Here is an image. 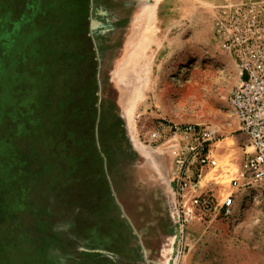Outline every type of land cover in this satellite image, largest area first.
<instances>
[{
    "label": "rangeland",
    "instance_id": "obj_1",
    "mask_svg": "<svg viewBox=\"0 0 264 264\" xmlns=\"http://www.w3.org/2000/svg\"><path fill=\"white\" fill-rule=\"evenodd\" d=\"M131 1L0 0V264H264V182L197 216L162 129L224 137L235 65Z\"/></svg>",
    "mask_w": 264,
    "mask_h": 264
},
{
    "label": "built area",
    "instance_id": "obj_2",
    "mask_svg": "<svg viewBox=\"0 0 264 264\" xmlns=\"http://www.w3.org/2000/svg\"><path fill=\"white\" fill-rule=\"evenodd\" d=\"M219 11V49L233 60L237 79L227 102L246 136L239 171L231 185L249 188L264 182V0H249ZM166 127L171 132L169 142L176 143L172 153L186 170L184 175L188 172L176 185L181 193L196 186L201 170L216 166L209 149L213 133L202 125L162 124V129ZM232 202L231 195L222 201L224 215L230 214ZM191 205L199 217H207L216 209L210 192L194 196Z\"/></svg>",
    "mask_w": 264,
    "mask_h": 264
},
{
    "label": "crops",
    "instance_id": "obj_3",
    "mask_svg": "<svg viewBox=\"0 0 264 264\" xmlns=\"http://www.w3.org/2000/svg\"><path fill=\"white\" fill-rule=\"evenodd\" d=\"M189 6H185L184 0H132L130 2V12L133 11L134 6L139 7L138 12L144 11L148 14L150 11L154 12L157 21L153 25L149 21H143L142 28L156 29L159 36L168 37H181L186 29L190 30L188 38L195 44L200 42L212 41L214 44L218 43V30L220 27L219 10L227 6H234L240 3L248 2L249 0H186ZM203 9L208 11L210 16L202 15ZM147 16V15H146ZM189 20L187 23L181 22L183 19ZM209 18V19H208ZM202 19H207L206 32L202 33L199 30L203 28ZM133 22V21H132ZM131 30L133 25L127 24V28ZM7 31V30H6ZM194 39V40H193ZM200 39V41H198ZM222 57L231 62L233 60L226 56L223 52ZM228 58V59H227ZM229 61V62H230ZM234 64V62H233ZM229 108V106H228ZM230 110V108H229ZM231 113V111H230ZM232 115V114H231ZM212 129V141L209 144L211 157L219 164V170L215 173H210L207 169L201 170L200 180L197 182L193 195H200L205 192H212V197L217 201L222 198L230 196L232 191L231 178L233 172H237L240 167L242 159V149L246 145V136L240 131V126L233 119L232 123L225 128V135L220 136L221 130L218 128ZM229 163V167H225ZM221 183V184H220ZM222 203V202H221Z\"/></svg>",
    "mask_w": 264,
    "mask_h": 264
},
{
    "label": "bare ground",
    "instance_id": "obj_4",
    "mask_svg": "<svg viewBox=\"0 0 264 264\" xmlns=\"http://www.w3.org/2000/svg\"><path fill=\"white\" fill-rule=\"evenodd\" d=\"M15 35H16V30H12L11 34L8 36V38H6L5 42V46L7 47V49L12 46L13 41L15 39ZM199 58V57H198ZM196 63L195 60H193L192 62H190V66H193ZM187 65L189 66V64H184V66Z\"/></svg>",
    "mask_w": 264,
    "mask_h": 264
},
{
    "label": "water",
    "instance_id": "obj_5",
    "mask_svg": "<svg viewBox=\"0 0 264 264\" xmlns=\"http://www.w3.org/2000/svg\"><path fill=\"white\" fill-rule=\"evenodd\" d=\"M96 35V34H95ZM95 35H94V37H93V34L90 36L91 38H92V40H93V38H95ZM95 41V40H94Z\"/></svg>",
    "mask_w": 264,
    "mask_h": 264
}]
</instances>
